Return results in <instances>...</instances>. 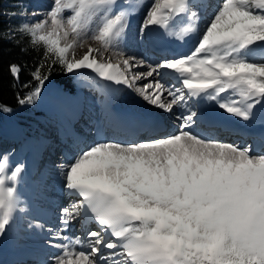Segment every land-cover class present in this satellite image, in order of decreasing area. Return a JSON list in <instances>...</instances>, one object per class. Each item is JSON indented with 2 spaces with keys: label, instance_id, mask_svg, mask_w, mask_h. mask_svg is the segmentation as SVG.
<instances>
[{
  "label": "snow or ice",
  "instance_id": "obj_1",
  "mask_svg": "<svg viewBox=\"0 0 264 264\" xmlns=\"http://www.w3.org/2000/svg\"><path fill=\"white\" fill-rule=\"evenodd\" d=\"M145 8L143 23L129 37L130 16ZM209 8L201 29L193 9ZM183 20L188 24L181 38L193 39V47L148 64L146 74L128 75L145 66L144 59L96 58L108 50L123 56L117 49L130 38L146 43L150 26L167 32ZM19 32L44 50L31 73L36 86L18 97L20 106L36 104L58 64L63 73L89 69L104 81L133 88L165 112L201 97L245 125L258 121L264 127V0H218L215 6L212 0H53L43 19L21 24ZM88 38L101 47L89 46L77 58L76 48ZM9 72L18 79L21 66L10 64ZM171 78L181 87H166ZM74 91L70 84L55 88L58 96ZM229 91L239 99L222 95ZM12 111L0 104V113ZM198 119L204 117L189 109L173 133L145 121L152 135L139 143L81 147L77 139L78 154L58 169L62 187L79 198L64 210L62 223L79 217L98 230L87 232L86 250L65 245L51 264H264V155H254L249 144H226L194 132ZM254 142L264 145V131ZM24 171V164L11 166L9 156L0 153V241L28 210L17 188Z\"/></svg>",
  "mask_w": 264,
  "mask_h": 264
},
{
  "label": "bare ground",
  "instance_id": "obj_2",
  "mask_svg": "<svg viewBox=\"0 0 264 264\" xmlns=\"http://www.w3.org/2000/svg\"><path fill=\"white\" fill-rule=\"evenodd\" d=\"M45 1L47 3H45ZM39 0L38 4H34V8H40L41 12L44 18V14L49 11L50 8H47L51 0ZM218 2V0H212L213 6ZM52 7V6H51ZM30 8V7H29ZM194 11H197L200 17L203 16L202 26L201 29L204 27L205 21L208 19V14L212 11L211 8L208 9L207 12H203L199 9H193ZM147 9L145 8L142 11H139L136 14H133L129 18V31L128 35L129 37L135 36L137 33V30L139 26L143 23L144 16L146 14ZM40 15V16H42ZM38 16V15H37ZM155 26H150V28H154ZM149 33V30H148ZM194 43V42H193ZM193 43L191 44L193 46ZM146 43H140L136 39H129L126 44L120 45L117 49L118 51L123 52V56H117L114 54L113 50H108L104 52L103 56L97 55L98 60H105L106 58L110 57L112 63H116L119 60L125 59V58H131L136 57L137 60L144 59L147 63L143 67L135 68L132 72L128 73L129 76L140 74V73H147L148 71V64L155 65L158 62H154L153 60L146 59L147 51H146ZM91 46L93 48L101 47L100 42L95 41L91 38L85 39L82 42V46L76 48V57L79 58L82 56L86 51L87 48ZM88 70L87 73L82 71V79L83 83L78 88V95L76 96V91L70 92L68 94L69 97H72L74 101H68L69 103H66V105L58 100V98H64L63 96H58L55 92V88L57 86L63 87L59 84H53L51 88H49L47 91H43L41 94V101L46 102L47 100H52L57 106L56 108L63 113L60 117L56 116V119L58 121V127H54V125H48L49 130L51 131L50 134H42L41 137L45 140L43 142V148L41 150L42 154L51 153L50 155L41 156V158H38V154L35 152V150H31L29 153L31 154V158L29 160L23 159L20 163L25 165V171L29 168L30 171H34V169H40L39 166H42L44 169V175L49 170L50 166H54V162H57L59 159V154L56 153V148L60 146V143H58V140H64V145H67L68 150H74V154H78L79 148L77 147V143L75 142L77 139L81 141V147L83 146V143L92 144V143H100V142H113V143H121V144H131V143H139L141 140L148 138V136L152 135V133H147V130L143 127V124L145 121L140 120L135 115L120 116L121 125H117L114 121L115 118L113 117V114H117L114 111L113 106L114 105H120L122 102L125 105H134V107H137V105L142 106L144 111L146 112V115L149 118H157L159 120L160 126H164L162 131H159L161 133H173L177 131L178 129L176 126V121H181L180 117L183 113V115H186L185 113H188L189 107L188 105L185 107L182 104H177L173 106V110L171 112H165L157 107H154L150 105L148 102L144 101L142 97H140L133 88H129L126 85L120 84L117 85L113 82L104 81L101 78L97 76L95 72L92 70ZM81 75V76H82ZM158 78V77H156ZM150 80H152L151 77L147 79H141L136 83V87H142L144 84L148 83ZM166 87H176L179 88L180 84L177 83L175 78H171L170 80L166 81ZM107 86H109L107 88ZM104 89V91L101 90ZM112 92L113 102L109 105V108H106L103 105V100L105 97L108 96L110 92ZM74 94V95H73ZM165 102H170L171 98L165 95L163 97ZM49 102V101H48ZM105 110H107V113H104ZM95 113H92L94 112ZM97 111V112H96ZM99 111V112H98ZM92 113V114H91ZM104 113V115H103ZM97 114L98 118L95 119L93 115ZM109 116V117H108ZM99 119V121H98ZM133 123L134 127L141 128L142 131L138 135H134L129 133L128 131V122ZM99 123V124H98ZM181 122H179L180 124ZM98 124V128L91 133L92 128H94V125ZM56 128V129H55ZM81 130H89V133L93 134L92 137H84L83 133H80ZM210 133L208 132L209 136ZM223 136V135H221ZM16 137V140L23 139V137ZM216 141L226 143V144H234L231 141V137H234L233 134L226 133L224 134V137H214L209 136ZM5 140L0 135V153H4L8 146L10 145L11 141H14V135L12 134H6L4 136ZM41 138V139H42ZM237 140L241 142V144H245L247 142V139H243L241 137H238ZM235 145V144H234ZM21 144L17 143V148L21 150V152L27 151L26 146H21ZM60 148V147H59ZM62 150V149H61ZM67 150V151H68ZM20 153V152H19ZM28 153V154H29ZM67 154V153H66ZM73 154V155H74ZM254 155H264V145L257 151L253 152ZM65 155V154H64ZM72 152L69 153V156L66 157L63 161L67 159V161L64 163L70 162V159L72 156ZM50 156V157H48ZM27 158V156H26ZM69 159V160H68ZM18 160V159H17ZM35 161V163H34ZM38 163V164H37ZM37 164V165H36ZM59 166V164H58ZM43 171H41L42 173ZM26 174V173H25ZM24 174V175H25ZM42 175V174H41ZM24 177V176H23ZM41 178V177H40ZM48 179V177H46ZM23 183L27 184L29 181L30 184L34 186L35 189L33 190H26L23 184L18 183L17 188L20 193L24 189L26 191V194L29 197H34L40 199L41 201H45L47 199L46 196H44L41 193L40 188L44 186H49L43 179L41 181L39 180L38 183H34L33 180L27 178H21L19 181H22ZM41 183H44L43 185ZM24 186V187H23ZM55 194V195H61L64 196L66 188L62 187L61 180L57 176V180L49 186ZM37 188V189H36ZM40 190V192H39ZM45 190V188H43ZM54 197V196H53ZM22 206H27V211L23 213L22 218L25 219V223L20 222L15 225H13V231L9 235H6L1 243L3 242L4 245H6V249L3 250V252L0 254V264H7L5 263V259L8 258L11 259V261H14L16 264H28L26 263L27 260L35 261L36 264H51V261L54 259L55 256L62 254V247L65 245H71L73 248L76 249V251L80 250H86L87 244H88V237L87 232L88 231H97L98 227L91 223L86 222L82 218H76L71 221L70 224L65 225L59 220V218L64 219V210L70 209V206L73 203H76L77 201H63L57 204V215H54L52 218H47L45 216H40L38 213L33 212L28 208V203L24 200ZM40 202V201H39ZM22 214V213H21ZM20 216V214H19ZM18 216V217H19ZM17 217V218H18ZM57 218V219H56ZM32 219H40V222H35V225H42L46 224V230L44 231L43 227H30V222H34ZM29 224L27 225V223ZM22 222V221H21ZM19 224V225H18ZM31 225H34V223H31ZM25 229L27 228V233H20L19 229ZM34 228L38 230L36 233L34 232ZM26 230V229H25ZM13 232H15V237L13 236ZM34 232V233H31ZM44 236L51 238L54 242L52 244L56 245L55 247L49 245L47 241H43ZM18 238H20L18 240ZM79 241V243H77ZM41 244V245H40ZM44 244L45 246H42ZM27 246L29 248H27ZM35 248H42L43 251H41V255L39 257H34L33 251H35ZM37 251V250H36ZM39 251V250H38ZM47 253L52 254V257H48L46 255ZM2 255V256H1ZM36 255V254H35ZM26 259V260H25ZM44 262V263H43ZM34 264V263H33Z\"/></svg>",
  "mask_w": 264,
  "mask_h": 264
},
{
  "label": "rangeland",
  "instance_id": "obj_3",
  "mask_svg": "<svg viewBox=\"0 0 264 264\" xmlns=\"http://www.w3.org/2000/svg\"><path fill=\"white\" fill-rule=\"evenodd\" d=\"M38 3H39V0H19V1L4 0L2 2L1 5L5 7V10L3 11V13L5 14L6 19H10L9 22H7L5 24V25L9 26L8 34L13 35L15 32L20 33L19 32V28H20V25L23 24V23H34L37 20L43 19V15H42V12H41V7L40 8H34V6H33L34 4H38ZM45 3H47V2L45 1ZM52 3H53V0L50 1V3H49L50 6L46 7L47 10H48V8H51ZM33 13H38L39 14L38 16L35 17V20H33V18H32ZM40 15H42V16H40ZM68 15H70L69 12H65L64 13L65 17H67ZM22 35L23 34H21V36ZM75 55H76V50H75ZM82 71H83V73L84 72L87 73L88 70L82 69ZM82 71L79 70V74H77V75L72 74L73 76H75V78H74V81H75L74 90L76 91V93H75L76 96L78 95V88L82 85L83 79H84V78L82 79V77H83ZM53 84H58V82L55 79H53L51 86L48 87V88H44L43 91H47L49 88H51L53 86ZM35 86H36V81L33 80L32 81V87H31L30 91ZM74 99H72V97H69L68 94L65 95L64 98H58V100L62 101L65 105H66V103H69L68 101H74ZM56 106L57 105L52 100L51 101L47 100L46 102L41 101V97L36 102V104L23 106L22 113L33 117V122L31 123V126H27V127L23 126V125H20L19 122H18V118L19 117H17L13 113L5 114V115L0 113V135L2 136V138L4 140H5L4 136L6 134L14 135V141L15 142L11 141V143L8 146L7 150L4 152L5 154H7L9 156V163H10L11 166H15V164L20 163L23 159L29 160L31 158V154L29 153L31 150H35V152L38 154V158L39 159L41 158V156L44 157L47 154L48 155L51 154V153H46V154L45 153L44 154L41 153V150L43 148V142L45 141L41 137V135L42 134H46L47 135V134L51 133V131L48 128V125L52 124V125H54V127H56V128L58 127V121L56 119V116L60 117L61 114L63 113V110H62V112H60L56 108ZM92 113H95V111L92 112ZM93 117H94V120L97 119V114H94ZM92 132H94V129H92L91 133ZM80 133H83L84 137H87V135H88V137H90V136L92 137V135H93V134L89 133V130H81ZM15 136L23 137V139L16 140ZM17 143L21 144V146H23V145L26 146L28 150L25 151L24 153L21 152V150L19 148H17ZM58 143H60V146H59L60 148L59 147L56 148V153L55 154H59V159H58L57 162H54V164H55L54 166H50L49 167V170L45 173V175H44L43 167L39 166L40 169H37V167H36V169H34V171H32V172L28 168L26 171H24V173H22L21 178H25V179L29 178V179L33 180L34 183L35 182L38 183L39 188H40L39 180L41 181V179H43L44 181L46 180V182H47V184L49 186L51 184H53L57 180L58 169L60 167H63L64 163L67 161V159L65 161H63V160L66 157L69 156V153L72 152L71 156H73V154L75 153L74 150H71V149L68 150L67 145H64L65 144L64 140L60 139V140H58ZM0 144H1V141H0ZM26 156H27V158H26ZM48 157H50V156H48ZM34 163H35V161H34ZM58 164H59V166H58ZM41 171H43V172L41 173ZM46 177H48V179ZM29 182L26 184L25 181L23 183V180H22V181H19L18 183L23 184L24 186H26L25 187L26 190H28V191L30 190L31 191V190H33L35 188ZM41 184L43 185L44 183H41ZM49 186H44V187L40 188V190L42 189L41 193L44 196L47 197V199L45 201H41L40 199L35 198V196L34 197H29L26 194L25 189L22 192L20 191V194H21V199L28 203V208L30 210H32L33 212L38 213L42 217L45 216V217H47L49 219L52 218L53 215H54V219H55V215L59 216L57 214V211H56L57 204H59L60 202H63V201H68V202L78 201L79 198L77 196H75L73 193L69 192L68 190H65V192H63L65 194L64 196L55 195V194H53L54 191ZM43 188H45V190H43ZM40 190H39V192H40ZM22 215H23V213L20 214V216L17 218V220L15 222V225L17 224V222L18 223L20 222V225H21V223H25L26 222L25 219L22 218ZM32 220L34 222H30V225H31V223H34V225H35V222H40L41 221L40 219H39L40 221L38 219H36V220L32 219ZM59 220H61V222H62L63 219L59 218ZM28 224H29V222L27 223V225ZM42 227L43 228L45 227L43 229L45 231L47 226H46V224H43ZM18 229H19V232L21 234L22 233H27V231H28L27 228H25L26 230L24 228L23 229L18 228ZM34 232L41 233V232H38V230L36 228H34ZM34 232H31V233H34ZM13 233H14L13 236L15 237V232H13ZM44 237L45 238H43V241L51 240L52 243L54 242L51 238H48L46 236H44ZM19 239L20 238H18V240ZM42 246H45V245L42 244ZM27 248H29V247L27 246ZM35 249L37 251L36 250L33 251L34 257L35 256L39 257L41 255V251H43V249L42 248H40V249L35 248ZM46 255H48V257H52L53 256L52 254H49V253H47ZM26 263H28V264H33V263L36 264V262L33 261V260H32V262L27 260ZM45 264H46V262H45Z\"/></svg>",
  "mask_w": 264,
  "mask_h": 264
},
{
  "label": "trees",
  "instance_id": "obj_4",
  "mask_svg": "<svg viewBox=\"0 0 264 264\" xmlns=\"http://www.w3.org/2000/svg\"><path fill=\"white\" fill-rule=\"evenodd\" d=\"M0 0V104L7 105L13 109V113L18 118V122L23 126H31L33 117L22 113L23 106L18 104V97H23L30 92L32 87L31 73L38 63L43 61V47L31 45L29 38L15 32L13 35L8 34L9 26L5 25L10 19H6ZM3 24V25H2ZM17 64L21 66L19 78L9 72V65ZM44 71H47L45 68ZM52 78L58 83L71 85L74 89L75 81L72 74L63 73L57 64L52 71ZM31 128V127H30Z\"/></svg>",
  "mask_w": 264,
  "mask_h": 264
},
{
  "label": "water",
  "instance_id": "obj_5",
  "mask_svg": "<svg viewBox=\"0 0 264 264\" xmlns=\"http://www.w3.org/2000/svg\"><path fill=\"white\" fill-rule=\"evenodd\" d=\"M52 80H53V78H51ZM51 84H52V82L51 83H49V84H46V86L44 87V88H48V87H50L51 86Z\"/></svg>",
  "mask_w": 264,
  "mask_h": 264
}]
</instances>
